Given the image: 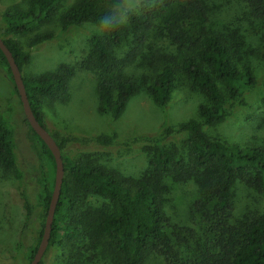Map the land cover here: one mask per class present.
I'll return each mask as SVG.
<instances>
[{
  "label": "trees",
  "instance_id": "16d2710c",
  "mask_svg": "<svg viewBox=\"0 0 264 264\" xmlns=\"http://www.w3.org/2000/svg\"><path fill=\"white\" fill-rule=\"evenodd\" d=\"M62 1L29 0L27 8L0 12V36L13 52L21 71L30 54L11 36L29 34L51 25ZM175 1L158 0L160 8L172 10ZM245 2L254 16L264 19V0ZM113 3L114 0H76L59 15L60 32L68 33L85 22L98 23ZM145 10L147 8L142 9ZM198 12L204 13L201 0H185L179 6L177 19L168 25L170 38L179 47L180 56L162 64L146 84L153 101L162 107L170 101L179 75L186 76L192 88L207 99L199 105L198 118L178 126V130L187 132L190 158L185 159L179 150L169 149L156 140L150 156V172L138 179H125L112 169L63 154L65 177L47 250L60 248L63 264H144L152 254L163 257L165 264H264V213H249L239 221L233 218L236 182L264 194V147L225 142L204 131V126H214L226 118L228 98L243 104L244 90L254 87L257 79L251 65L238 64L231 46L220 33L205 27L200 34L191 31L190 22ZM155 19L154 10L137 11L130 14L126 26L107 32V37L92 36L91 62L105 74L98 85L100 112L121 117L129 99L138 91L139 86L131 77H110L116 65L113 48L121 46L130 32L140 36V42L144 41L155 26ZM53 37L48 31L36 33L30 45ZM6 59L0 48V65L10 72ZM74 74L73 67L61 63L55 73L23 75L31 106L44 127L43 97L56 101L65 99ZM26 121L40 157L34 167L39 173L40 193L35 203L24 193L25 227L34 221L37 209L44 208L47 212L56 175L51 151L33 131L27 118ZM13 130L0 112V165L5 171H14L21 180L23 173L16 168ZM97 139L109 141L100 136ZM59 145L62 149L63 145ZM167 177L181 182L198 180L201 184L198 199L190 205L188 223L173 220L166 211ZM88 194L105 200L95 208L90 207L86 203ZM43 232L44 229L33 246L31 261ZM24 243L20 241L17 248L22 249Z\"/></svg>",
  "mask_w": 264,
  "mask_h": 264
},
{
  "label": "rangeland",
  "instance_id": "374dc122",
  "mask_svg": "<svg viewBox=\"0 0 264 264\" xmlns=\"http://www.w3.org/2000/svg\"><path fill=\"white\" fill-rule=\"evenodd\" d=\"M75 1L63 0L51 25L29 34L11 36L30 54L29 61L22 66L23 75L55 73L61 63L75 70L65 99L56 101L43 97L41 105L47 132L63 145L62 153L112 169L125 179H138L150 172V156L156 140L169 149L179 150L189 159L191 148L187 132L178 130V126L198 118L199 105L207 99L192 88L184 75H179L166 107L156 104L146 90V84L161 65L180 56L179 47L170 38L168 24L177 19L176 12L185 0H176L174 10L160 8L158 0H142L138 12L154 10L155 26L145 35L144 41L140 42V36L130 32L121 46L113 48L116 65L110 77L117 79L126 75L139 86L119 118L99 111L98 85L105 74L91 62L92 36L97 34L105 38L107 32L98 33L94 22L82 23L68 33L60 32L59 15ZM201 1L204 13L198 12L190 22L191 31L200 34L205 27L220 33L231 46L238 64L251 65L257 79L254 87L244 90L243 104L228 98L226 118L214 126H204V131L225 142L264 147V19L254 16L245 0ZM28 5L29 0H0V12L24 9ZM144 8L147 10L142 11ZM45 31L52 32L54 37L31 46L33 36ZM221 86L224 89V85ZM0 109L14 129L16 168L23 173L19 180L14 171H5L0 165V264H30L33 246L40 239L47 218L46 210L39 208L34 221L25 227L24 193L34 203L38 200L39 173L34 167L39 164L40 157L15 80L1 65ZM98 136L109 141H100ZM165 181L167 213L175 221L188 223L190 205L198 199L201 184L198 180L181 182L171 177ZM104 200L101 196L86 195V203L93 208ZM233 202L234 221L244 220L249 213H264V194L241 182L234 185ZM24 228H28L27 231ZM20 241L25 242L22 249L17 248ZM63 261L62 251L55 247L45 253L40 264H63ZM144 264H165V260L152 254Z\"/></svg>",
  "mask_w": 264,
  "mask_h": 264
},
{
  "label": "water",
  "instance_id": "95a60500",
  "mask_svg": "<svg viewBox=\"0 0 264 264\" xmlns=\"http://www.w3.org/2000/svg\"><path fill=\"white\" fill-rule=\"evenodd\" d=\"M0 48L7 57L6 60L9 65L10 72H12L18 92L21 96L26 118L30 126L33 128V131L39 136V138L42 141L45 142L48 149L51 151L56 163L55 186L52 193L51 201H49V205L47 209L48 213L44 226V232L41 241L39 243L38 249L30 263V264H40L50 244V239H51V234H52L55 214H56L55 209L61 197L62 185L65 177V165L63 160V153L60 145L47 132V129L41 124V122L36 117L34 110L31 106L27 89L24 83L23 72L20 70L18 64L16 63L13 52L10 50V48L7 46L6 42L1 36H0Z\"/></svg>",
  "mask_w": 264,
  "mask_h": 264
},
{
  "label": "clouds",
  "instance_id": "9594fccd",
  "mask_svg": "<svg viewBox=\"0 0 264 264\" xmlns=\"http://www.w3.org/2000/svg\"><path fill=\"white\" fill-rule=\"evenodd\" d=\"M142 0H114V3L108 13L99 18L94 25L95 30L104 34L118 27L126 26L129 16L139 11Z\"/></svg>",
  "mask_w": 264,
  "mask_h": 264
}]
</instances>
